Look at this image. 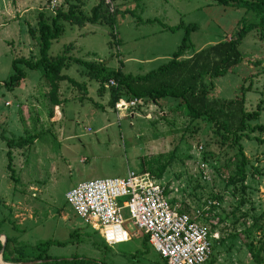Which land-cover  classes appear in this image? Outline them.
I'll use <instances>...</instances> for the list:
<instances>
[{"label": "rangeland", "instance_id": "rangeland-1", "mask_svg": "<svg viewBox=\"0 0 264 264\" xmlns=\"http://www.w3.org/2000/svg\"><path fill=\"white\" fill-rule=\"evenodd\" d=\"M68 1L85 14L98 4V0ZM59 5V0H0V82L12 73L13 58H37V44L28 28L36 27L38 11L49 13ZM110 5L117 48L105 26L64 24L48 56L70 44L68 53L74 57L100 63L105 70H115L121 63L124 73L143 75L166 63L180 43L183 29L167 27L196 26L182 59L227 41L240 27L256 25L264 16L210 0H113ZM237 48L241 63L213 80L211 98L229 100L243 89L242 107L251 112L264 99V33L249 31ZM64 74L82 84L84 92L60 82L59 116L38 70H27L10 91L0 84V241L8 240L0 248L2 260L11 261L17 253L33 258L36 246L49 241L45 255L76 260L73 264H157L151 251L144 252L143 236H131L134 227L127 212L122 213L126 219L122 228L130 240L105 246L64 199L78 182L143 171L163 185L178 210L195 213L208 207L209 215H198V222L212 229L216 239L209 240L212 253L206 264H264V133L245 131L247 139L238 142L248 161L240 182L233 176L236 147L205 119L187 117L179 100L140 104L117 116L107 106V89L97 95L98 84L84 68L72 65ZM248 125L264 126V100L257 120ZM4 137H29L22 148L10 150L12 178L5 167ZM154 160L167 163L159 179ZM147 162L151 172L141 165Z\"/></svg>", "mask_w": 264, "mask_h": 264}, {"label": "trees", "instance_id": "trees-1", "mask_svg": "<svg viewBox=\"0 0 264 264\" xmlns=\"http://www.w3.org/2000/svg\"><path fill=\"white\" fill-rule=\"evenodd\" d=\"M60 5L53 11L44 12L40 10L36 14V27L28 28V33L35 39L37 44V58L31 60L29 58H13L11 60L12 73L7 79L0 82L2 87L10 91L19 86L25 77V72L39 71L40 76L48 85V93L50 94L49 101L52 106H59L61 100L58 97V88L60 82L77 87L83 90L82 84L78 83L71 77H68L64 72L72 65H77L86 70L87 77L90 80H95L98 84L96 89L97 95H101L104 89L108 91L107 106L113 109V105L119 99L125 101L133 98L142 100L141 104L157 103L164 98L177 99L179 105L186 112V116L190 119L203 118L209 122L214 131L223 136L231 146L236 147L238 158L234 164L233 176L237 181L242 182L245 178V167L247 159L242 153L239 141L242 137L247 139L245 131L252 133L257 131L264 133V126L254 125L249 127L248 122L257 120L260 111V103L256 105V109L251 112L244 111L243 105V89L235 97L229 100H216L211 98V93L214 89L213 80L224 76L236 65L240 64L242 58L238 52V44L249 31L255 29L260 35L264 33V16L258 17L259 22L256 25L242 26L236 31L233 37L227 41H220L216 44L202 48L192 53L187 58H181L191 47L188 35L196 29L194 24L182 26L178 24L173 27H167L169 31L183 29V35L176 50L171 54V58L164 64H161L154 70H151L143 75H131L124 73L119 68L115 70H105L100 63H95L92 60H82L69 54V46L63 45L61 51L56 56H48L47 52L52 41L56 40L63 33L64 24L72 25L78 28L85 24L102 25L106 27L107 34L111 37V43L117 48V39L115 31V20L113 19L114 11L108 10V5L104 0H98V4L91 7L89 14H85L78 7V4L68 0H59ZM112 2L113 0H109ZM217 5L241 8L256 15L264 14V0H210ZM132 14V13H131ZM139 20V19H137ZM153 20H145L144 23L152 22ZM162 28L166 27L163 25ZM110 43V44H111ZM69 47V48H68ZM24 68V71L22 67ZM108 80L113 81V85H107ZM47 93V94H48ZM48 94V95H49ZM141 102V101H140ZM5 139V157L6 169L10 172L11 168V153L12 148H22L29 140L27 138L17 140ZM262 143L258 139H255ZM156 164L157 174L155 178L159 179L162 175L167 163ZM142 166H147L150 171L151 163H142ZM143 172V171H142ZM173 202L170 200V203ZM210 205V203H209ZM204 215H209V211H202ZM212 232V229L209 230ZM216 241V239H211ZM8 240L4 238L0 248H5ZM52 244L49 241H44L36 246L37 254L33 258H26L17 253V257L9 261L12 264L27 262V261H43L37 264H73L74 261L57 260L50 258L44 254L47 246ZM144 252L151 251L157 258V264H165L157 254H155L147 244L146 237L143 236L141 242ZM106 246V245H105ZM40 247V248H39ZM253 260L259 262L257 255H254ZM4 263L8 262L2 260ZM103 264V263H94Z\"/></svg>", "mask_w": 264, "mask_h": 264}, {"label": "built area", "instance_id": "built-area-1", "mask_svg": "<svg viewBox=\"0 0 264 264\" xmlns=\"http://www.w3.org/2000/svg\"><path fill=\"white\" fill-rule=\"evenodd\" d=\"M104 2L111 6L109 0ZM113 84L108 80L107 85ZM141 103L142 100L135 98L119 99L113 111L121 116L131 113ZM164 191L163 185L154 181L149 173L127 171L123 177L78 182L65 192L64 199L81 222L99 234L106 246L130 240V235L122 228L125 211L134 227L131 236L140 233L146 237L151 250L165 264H206L212 253L209 240L215 239V235L198 222V215L208 207L195 213L182 212L170 203Z\"/></svg>", "mask_w": 264, "mask_h": 264}, {"label": "crops", "instance_id": "crops-1", "mask_svg": "<svg viewBox=\"0 0 264 264\" xmlns=\"http://www.w3.org/2000/svg\"><path fill=\"white\" fill-rule=\"evenodd\" d=\"M55 108V116L57 115V116H59V111H58V106H55L54 107ZM6 261H7V259H6ZM5 263H9V264H12V263H10L9 261L8 262H5ZM0 264H4V262H2V258H1V256H0Z\"/></svg>", "mask_w": 264, "mask_h": 264}, {"label": "water", "instance_id": "water-1", "mask_svg": "<svg viewBox=\"0 0 264 264\" xmlns=\"http://www.w3.org/2000/svg\"><path fill=\"white\" fill-rule=\"evenodd\" d=\"M1 244H3V242ZM40 262H43V261H27V262H22V263H18V264H37ZM4 264H7V263H4Z\"/></svg>", "mask_w": 264, "mask_h": 264}]
</instances>
